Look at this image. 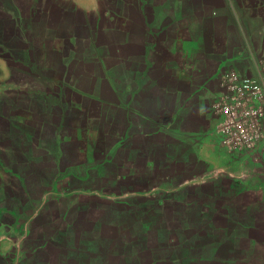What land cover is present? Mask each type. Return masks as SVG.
I'll list each match as a JSON object with an SVG mask.
<instances>
[{"label": "rangeland", "instance_id": "rangeland-1", "mask_svg": "<svg viewBox=\"0 0 264 264\" xmlns=\"http://www.w3.org/2000/svg\"><path fill=\"white\" fill-rule=\"evenodd\" d=\"M163 1L120 0L122 23L107 14L94 23L93 37L81 38L78 29L76 40L63 42L58 36L66 19L59 26L55 13L44 23L42 1L0 0L1 242L6 226L33 227V244H44L40 259L47 264L60 247L56 240L65 250L88 246V230L106 235L115 229L111 218L120 219L128 208L141 211L135 185L148 179L157 185L141 198L178 199L175 185L212 178L215 141L227 154L212 113L215 97L205 110L204 132L183 134L172 126L199 108L191 95L198 88L188 84L196 49L183 41L195 32L174 30L185 1ZM167 6L175 15L160 16ZM110 7L115 12V3ZM154 22L171 29L154 32ZM145 36L160 41L148 48L132 43ZM138 110L154 119L143 127L151 137L136 134ZM179 209H172L174 226Z\"/></svg>", "mask_w": 264, "mask_h": 264}, {"label": "crops", "instance_id": "crops-1", "mask_svg": "<svg viewBox=\"0 0 264 264\" xmlns=\"http://www.w3.org/2000/svg\"><path fill=\"white\" fill-rule=\"evenodd\" d=\"M40 1L44 3V23L55 13L60 14L59 26L66 19L62 36H58L63 42L76 40L78 29L81 38L93 37L97 30L94 23L107 14L119 23L124 16L120 0ZM180 1L185 3L176 14L179 20L174 30L187 34L195 32L191 40L183 41L190 43V49H196V57H192L190 63L191 72L188 71L191 75L188 84L198 88L191 95L199 108L181 115L179 122L172 126L183 134L194 135L207 129L209 122L205 110L212 97L216 99L222 94L223 75L230 71L244 74L251 70L256 57L264 56V0ZM188 1L196 2L195 7H187ZM113 3L115 12L110 7ZM169 15L175 12L169 6L163 7L160 16ZM145 26L142 27L144 31H149ZM151 28L154 32L156 28L165 31L171 29V25H155L154 22ZM146 39L132 43L148 48L160 41ZM245 45L247 49L243 53ZM136 114L140 121L136 134L151 137L153 134L143 127L154 124V119L142 110ZM169 118L171 124L174 120ZM201 155L204 156L202 151ZM204 158L199 155V159ZM189 174L195 173L189 171ZM211 176L199 184L188 179L175 185L174 188L181 192L178 199L156 198L155 195L141 198L157 185L149 179L142 187L135 185L132 193L140 195L137 199L141 201L136 205L141 211L128 208L123 217L118 216L120 219L111 218L109 221L115 229L106 235L93 231L94 228L88 230V246L65 250L61 248L64 243L56 240L60 247L52 250L47 264H264V148L247 157H237L223 154L215 141V169ZM138 177L135 175L134 180ZM176 205H180V209L179 216L175 215L174 226L170 217ZM84 220L91 223V219ZM6 227L7 237L0 241V260L4 264H43L40 255L44 244H33L38 240L37 235L34 237L36 230L24 226L11 231Z\"/></svg>", "mask_w": 264, "mask_h": 264}, {"label": "built area", "instance_id": "built-area-1", "mask_svg": "<svg viewBox=\"0 0 264 264\" xmlns=\"http://www.w3.org/2000/svg\"><path fill=\"white\" fill-rule=\"evenodd\" d=\"M222 87L212 104L221 147L237 157L257 153L264 148V56L244 74L225 73Z\"/></svg>", "mask_w": 264, "mask_h": 264}]
</instances>
